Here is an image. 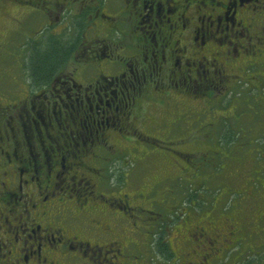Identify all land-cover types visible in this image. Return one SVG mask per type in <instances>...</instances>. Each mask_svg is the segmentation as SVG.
<instances>
[{"label":"flooded vegetation","instance_id":"1","mask_svg":"<svg viewBox=\"0 0 264 264\" xmlns=\"http://www.w3.org/2000/svg\"><path fill=\"white\" fill-rule=\"evenodd\" d=\"M3 2L17 23L46 30L32 59L47 49L60 58L0 97V264H216L236 225L186 215L179 253L154 232L145 187L127 192L130 172H111L128 147L219 141L216 106L240 83L264 101V0ZM126 213L127 232H115ZM145 215L155 220L139 223ZM138 223L144 234L130 237Z\"/></svg>","mask_w":264,"mask_h":264},{"label":"rangeland","instance_id":"2","mask_svg":"<svg viewBox=\"0 0 264 264\" xmlns=\"http://www.w3.org/2000/svg\"><path fill=\"white\" fill-rule=\"evenodd\" d=\"M2 4L0 97L12 100L21 91L24 81H32L30 66L36 48L30 46L31 43L38 38L37 45L43 48L47 33L44 30L37 35L33 30L34 22L17 23L14 16L22 15L15 12V4ZM242 84H238L233 93L222 94L224 97L216 106V118L220 120L217 125L222 127L219 141L207 143L191 139L192 143L185 146L178 141L166 140L148 144L150 148L146 143L134 149L128 147L123 156L116 159L111 172L119 176L124 170L130 172L123 184L127 192H134L138 185L145 187L148 196L141 204L158 211L155 215L159 226L154 232L163 230L179 253L186 250L178 235L186 215L190 220L204 223L208 218L219 226H224V220L228 218L236 225L234 247L227 248L230 245L225 242L224 250L219 253L220 260H213L216 264H264V134L260 128L264 124V101L257 88L248 89L247 84ZM234 97L240 100L235 102ZM189 104L193 110L201 108L200 103L193 105L189 101ZM153 113L160 116L155 109ZM194 133L197 134L196 130ZM122 180L118 178L117 186ZM152 186L151 194L148 188ZM127 214L128 219H121V224L111 223L115 232H127L129 226L123 223H132ZM146 215L155 217L153 213ZM147 216L138 222L151 220ZM130 228V237L136 238L145 232L144 229L141 231V224L137 227L133 224ZM161 262L171 264L165 259Z\"/></svg>","mask_w":264,"mask_h":264},{"label":"trees","instance_id":"3","mask_svg":"<svg viewBox=\"0 0 264 264\" xmlns=\"http://www.w3.org/2000/svg\"><path fill=\"white\" fill-rule=\"evenodd\" d=\"M59 51L49 52L46 51L43 54H39V57L33 58L31 62L30 68H32V72L35 71L37 77L47 75L50 71L54 69V64L59 60L60 56L58 55ZM34 54V53H33Z\"/></svg>","mask_w":264,"mask_h":264}]
</instances>
